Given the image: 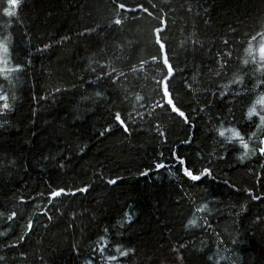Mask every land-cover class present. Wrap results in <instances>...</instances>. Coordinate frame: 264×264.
Listing matches in <instances>:
<instances>
[{
  "label": "trees",
  "instance_id": "obj_1",
  "mask_svg": "<svg viewBox=\"0 0 264 264\" xmlns=\"http://www.w3.org/2000/svg\"><path fill=\"white\" fill-rule=\"evenodd\" d=\"M16 3L8 0L9 13H15ZM262 18L264 0H23L13 20L0 17V39L15 37L12 62L26 67L0 86L5 94L18 97L15 102L9 101L16 104L11 114L14 126L0 137V209L4 213L0 230L9 232L0 239L18 241L27 221L39 220L22 248L0 252L6 256L0 264H83L85 258L108 264L96 250L97 233L109 228L125 205V210L134 206L139 211L138 219L128 232L113 230L110 235L112 241L123 240L134 248L126 264H181V259L183 264H199L192 255L194 249L210 250L217 259L223 257L220 264H264V175H258L261 168L252 163L254 157L246 159L247 168L236 159L239 152L228 160L214 161V178L205 179L198 187L183 183L171 168L140 176L154 155L160 158V149L171 164L169 146L180 148L182 153L186 148L180 143L182 128L162 112L169 144L161 145L157 122H150L147 115L157 108V102L167 99L163 94V81L168 75L164 46L167 59L176 68L173 83L179 86L199 72L200 100L206 97L211 101L216 83L211 66L217 49L228 39L233 56L239 51L243 58L238 44ZM26 31L31 35L30 49L24 45ZM53 34L57 39L67 35L70 40L50 55L38 54L35 45ZM26 55H31L30 67ZM92 80L97 83L88 88ZM61 85L71 90L56 94L53 100L49 94ZM94 88L106 95L98 101L80 99ZM42 96L48 99L40 100ZM180 102L190 106V111L199 103L195 96H181ZM117 109L126 110L124 119L130 133L101 142L102 138H96L99 127L109 110ZM236 113L239 115L238 107ZM198 115V111L192 112L199 131L196 143L206 154L213 149L219 151L218 144L205 139V129L210 127L208 117L201 120ZM160 127L165 130L164 125ZM79 148H84L87 155ZM40 152L62 155L71 162L59 169L44 160ZM187 154L199 159L193 152ZM5 155L10 163L15 162L11 171L4 170ZM208 159L206 155L205 161ZM45 163L47 170L43 168ZM96 173H103L104 179L112 176L122 180L109 190L98 178L92 179ZM49 179L70 190L73 184L97 187L75 198H57L63 202L46 209ZM205 197L211 200L212 208L211 226L206 229L204 214L194 209L189 214V209ZM240 205H244L243 212ZM12 211L18 216L10 223L6 220ZM45 211L53 221L40 215ZM185 215L202 226L195 229L194 237L182 226ZM181 243L187 248H180ZM13 252L17 254L13 256Z\"/></svg>",
  "mask_w": 264,
  "mask_h": 264
},
{
  "label": "snow or ice",
  "instance_id": "obj_2",
  "mask_svg": "<svg viewBox=\"0 0 264 264\" xmlns=\"http://www.w3.org/2000/svg\"><path fill=\"white\" fill-rule=\"evenodd\" d=\"M8 0H3V6H0V17L3 20L11 21L19 15L20 8L23 0H17L15 13H9L7 9ZM11 32V27H9ZM27 36L24 45L26 48H32L30 32H25ZM70 38L67 35L60 36L57 39L54 34L49 35L48 39L43 40L41 43L35 45V51L40 55H50L56 47H64L65 42L69 41ZM163 41H161V44ZM15 37L5 36L0 39V67L3 71L0 72V86L8 84L14 74L19 75L26 71L24 63L12 62V56L14 54V48L16 47ZM237 49L242 50L243 58L240 56V52L237 51V55L233 56L232 45L228 39L223 41V47L217 49L211 68L213 69V76L216 78L214 90L211 94V101H208L205 97L204 100H200V75L201 73L195 72L191 75V78H185L179 86L173 82L176 80V68L167 59L168 49L164 46L165 63L167 64V78L163 81L164 95L167 97L164 103L157 102V108L152 109L151 112L147 113L150 118V122L155 120L156 132L158 134V142L161 145H168V131L165 120L160 118V113L178 124L183 132L184 136L180 139V143L185 145L184 153L181 152L180 148H168V155L173 163L169 164L165 158V152L163 149L159 150V159L153 156V160L145 165V170L140 171V176L147 177L154 170L155 173L159 174L162 170L171 168L183 183H190L192 187H198L204 183L205 179H213L214 169L212 164L214 161H225L229 157L236 153L240 155L236 156L241 164H245L246 159L254 157L252 160L253 164H258L261 168V173L258 175H264V18L260 20L251 32L246 34V39L238 44ZM27 66L30 67L31 55H26L25 58ZM231 69V71H229ZM227 77V79H224ZM97 79H102L98 77ZM116 81L113 80L112 83ZM97 83L96 80H92L88 83V88H93V85ZM71 89L64 86H56L54 92L49 95L53 100L56 98V94H63L70 91ZM6 90L0 87V137L4 133L9 132L14 126L11 114L15 111L16 104L10 103L9 101H17L16 95L5 94ZM106 95L105 92L94 88L93 92L87 96H81V100L96 101L101 100ZM190 98L195 96L199 101L196 109L190 111V106L180 102V97ZM40 100H46L48 97H39ZM137 99L143 104L141 97ZM235 106V107H234ZM236 107L239 108V115L236 113ZM159 110L157 112L156 110ZM126 110L117 109L115 111L109 110L107 118L104 123L100 125L99 130L96 134V138H102L109 140L112 138H124L125 134L130 133V127L128 122L124 119V113ZM198 111V119H203L205 116L210 121V127L205 130L208 135L205 139H210L214 144L220 146V150L213 149V152L207 153L204 147L197 144L199 139V131L196 129L195 120H193L192 112ZM155 114V117H154ZM113 121L115 123H113ZM160 125H164L165 130H161ZM196 129V130H194ZM117 133L120 136L117 137ZM89 140L92 137L88 138ZM196 147L193 148V145ZM86 147V145H85ZM80 152H84L87 155L84 148H79ZM195 153L198 160H194L188 152ZM40 155L44 160L50 161L53 166H59V169L65 168L68 161L64 156H53L51 153L45 155L40 152ZM209 159L205 161V156ZM83 158V157H81ZM63 161V163H62ZM39 163V161H37ZM5 171H11L15 162L10 163L9 157L5 155L2 161ZM199 164V167H197ZM43 168L47 170L48 164L45 163ZM56 175H60V171L56 172ZM66 175V173H64ZM99 182L107 187L109 190L119 186V182L122 180L120 177L113 178L109 176L104 179L103 173H96L92 179H97ZM50 190L47 194V203L44 205L46 209L55 207L57 204L62 203V200H57L61 197H73L75 198L78 194H86L90 190H95L96 184L90 185H72V189H68L61 183L57 185L54 181L49 179L48 181ZM224 184H228L225 180ZM231 188L232 185H229ZM212 194H210L211 196ZM248 195H252L251 192ZM255 200H260L258 196L252 197ZM264 203V200L261 201ZM24 202L21 201V204ZM211 200L205 197L199 204H194L189 209V214L194 209L196 213H202L205 215L203 222V228L210 227V218L212 216ZM39 207V205H37ZM127 205L121 207L114 217L112 225L105 229L103 233H97L99 242L96 245V250L99 256L102 257L108 264H126V260L129 258V254H134L135 250L130 244H125L123 240H111V233L113 230L123 234L132 229L135 225L136 220L139 216V211L133 208L125 210ZM59 210V209H57ZM245 210L244 205H240V211ZM41 216H47L48 221H53L54 217L49 215L48 211L40 214ZM4 216L3 210L0 209V219ZM17 212L12 211L8 214V222H12L17 219ZM186 221V223H183ZM9 223V224H10ZM39 220L29 219L27 221V227L23 235L20 236L18 241L9 242L7 239H0V252H5L9 249L22 248L28 243L30 234L35 231L34 225L38 224ZM182 226L186 233L191 236H195L197 233L195 229H201V225L197 224L194 220L190 219L188 215H185L182 220ZM8 231L0 230V237H7ZM111 241V242H110ZM180 248H187V245L181 243ZM111 248V250H109ZM175 251V250H174ZM210 251V250H209ZM209 251L203 249H194L192 255L196 257L199 264H220L223 257L217 259L215 255L209 254ZM21 256L25 255L23 251L19 252ZM116 253V254H113ZM17 252H13L15 256ZM5 255H0V260H5ZM181 259V257H177ZM83 264H96L95 260L85 258ZM181 264L183 261L181 259Z\"/></svg>",
  "mask_w": 264,
  "mask_h": 264
}]
</instances>
